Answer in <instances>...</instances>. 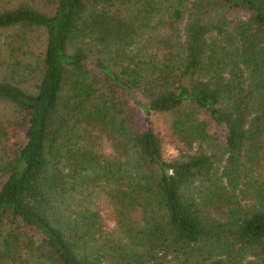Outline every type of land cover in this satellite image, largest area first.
I'll use <instances>...</instances> for the list:
<instances>
[{
    "label": "trees",
    "instance_id": "obj_1",
    "mask_svg": "<svg viewBox=\"0 0 264 264\" xmlns=\"http://www.w3.org/2000/svg\"><path fill=\"white\" fill-rule=\"evenodd\" d=\"M0 264H264V0H0Z\"/></svg>",
    "mask_w": 264,
    "mask_h": 264
},
{
    "label": "rangeland",
    "instance_id": "obj_2",
    "mask_svg": "<svg viewBox=\"0 0 264 264\" xmlns=\"http://www.w3.org/2000/svg\"><path fill=\"white\" fill-rule=\"evenodd\" d=\"M135 112H136L135 114L137 116L139 128L143 129L146 126L145 115L141 110H139L137 108H136ZM171 119H172V117L169 114H160V113H153L152 114V121H153L154 129L156 130L157 135L162 140L164 155H165L167 160H172V159H176L179 157V152L175 148L174 144L172 143L171 129H170ZM211 131L213 132V130H211ZM197 149L198 148H196L195 151H197ZM211 149L210 148L208 149L207 145H204L202 147L203 151H208ZM198 190H200L199 185L197 187L192 186L190 191L195 196V195H197ZM100 208L102 209V214L104 215V218H107L108 222H112L111 205L109 203L101 202Z\"/></svg>",
    "mask_w": 264,
    "mask_h": 264
}]
</instances>
